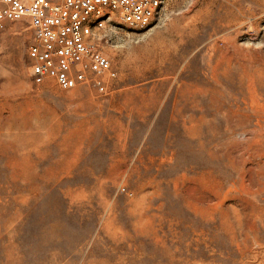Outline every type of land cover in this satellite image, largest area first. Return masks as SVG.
Instances as JSON below:
<instances>
[{
    "label": "rangeland",
    "instance_id": "obj_1",
    "mask_svg": "<svg viewBox=\"0 0 264 264\" xmlns=\"http://www.w3.org/2000/svg\"><path fill=\"white\" fill-rule=\"evenodd\" d=\"M99 36L104 95L34 84L27 19L0 34V264H264V0Z\"/></svg>",
    "mask_w": 264,
    "mask_h": 264
},
{
    "label": "built area",
    "instance_id": "obj_2",
    "mask_svg": "<svg viewBox=\"0 0 264 264\" xmlns=\"http://www.w3.org/2000/svg\"><path fill=\"white\" fill-rule=\"evenodd\" d=\"M167 1L0 0V34L6 23L27 19L33 34L27 58L34 84L52 80L64 91L86 86L104 95V78L114 79L116 72L101 49L100 32L116 25L130 30L150 27Z\"/></svg>",
    "mask_w": 264,
    "mask_h": 264
}]
</instances>
